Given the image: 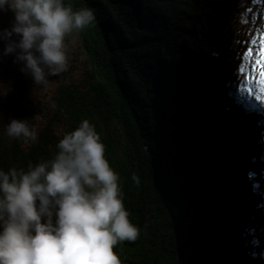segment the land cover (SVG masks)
Returning a JSON list of instances; mask_svg holds the SVG:
<instances>
[{
	"label": "trees",
	"instance_id": "obj_1",
	"mask_svg": "<svg viewBox=\"0 0 264 264\" xmlns=\"http://www.w3.org/2000/svg\"><path fill=\"white\" fill-rule=\"evenodd\" d=\"M65 4L94 11L80 30L90 74L84 86L58 85L55 113L35 142L0 128V168L53 158L54 122L66 133L87 119L140 230L114 248L121 264H264V112L237 96L264 0ZM28 96L20 79L10 118L28 121Z\"/></svg>",
	"mask_w": 264,
	"mask_h": 264
},
{
	"label": "clouds",
	"instance_id": "obj_2",
	"mask_svg": "<svg viewBox=\"0 0 264 264\" xmlns=\"http://www.w3.org/2000/svg\"><path fill=\"white\" fill-rule=\"evenodd\" d=\"M6 12L13 19L0 29V58L13 55L20 71L44 86L68 68L66 37L96 19L92 9L74 10L65 0H0ZM8 91L0 83V97ZM4 128L25 144L38 139L27 119L10 118ZM56 148L27 170L0 168V264H121L114 248L135 241L140 230L129 220L99 133L84 119ZM132 180L139 185V177Z\"/></svg>",
	"mask_w": 264,
	"mask_h": 264
},
{
	"label": "rangeland",
	"instance_id": "obj_3",
	"mask_svg": "<svg viewBox=\"0 0 264 264\" xmlns=\"http://www.w3.org/2000/svg\"><path fill=\"white\" fill-rule=\"evenodd\" d=\"M262 13L264 16V8ZM12 19L13 17L10 12L0 13V29L10 28ZM261 36H264V23L259 31V34L254 36V39L256 40V45H253L252 43L254 51L256 46L259 44ZM66 44L68 45L69 56L68 68L65 72L57 76L50 77L46 86L34 85L32 78L20 71L21 64L14 62L13 55L0 58V83L10 85V91H8L7 95L0 97V116L3 117V119H0V128L2 131L5 132L4 126L9 122L10 107L14 95V86L20 79H23L25 85L27 86L29 95L28 101L32 109L30 115L28 116V124L29 126L38 129V132L49 122L50 118L55 113V97L58 85L62 82L73 83L80 86L85 85L86 79L90 74L91 64L82 47L80 31L73 32L67 36ZM3 47L4 44L0 42V50H2ZM247 51L248 49L245 53H247ZM242 64L248 68L250 61L247 59V63L244 64L243 60ZM237 96L246 103L254 105L264 112V106H261L259 102L255 101L254 97L252 100L246 101L245 98L239 96V93ZM228 111L229 109L225 107L222 110H218L216 113H214V110L204 116H198L195 120L199 119L203 122L208 120L210 121L214 116L219 117L221 115H225ZM190 123L193 124L194 122L189 120L187 125H190ZM65 127L66 126L63 121L54 122L52 132L53 136L59 140L65 133ZM261 140L264 145V138H261Z\"/></svg>",
	"mask_w": 264,
	"mask_h": 264
},
{
	"label": "snow or ice",
	"instance_id": "obj_4",
	"mask_svg": "<svg viewBox=\"0 0 264 264\" xmlns=\"http://www.w3.org/2000/svg\"><path fill=\"white\" fill-rule=\"evenodd\" d=\"M253 45H256V40L253 39ZM245 58L250 61V65L246 68L244 65L240 67V73L243 74L238 89L239 96L247 100L259 102L264 106V36H261L259 44L256 46L255 51L252 47L248 48L245 53ZM253 257L256 253H252ZM264 256V253L260 254Z\"/></svg>",
	"mask_w": 264,
	"mask_h": 264
}]
</instances>
